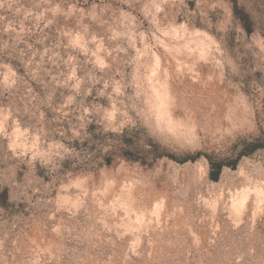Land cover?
I'll return each mask as SVG.
<instances>
[{
    "label": "clouds",
    "instance_id": "obj_1",
    "mask_svg": "<svg viewBox=\"0 0 264 264\" xmlns=\"http://www.w3.org/2000/svg\"><path fill=\"white\" fill-rule=\"evenodd\" d=\"M0 264H264V0H0Z\"/></svg>",
    "mask_w": 264,
    "mask_h": 264
}]
</instances>
